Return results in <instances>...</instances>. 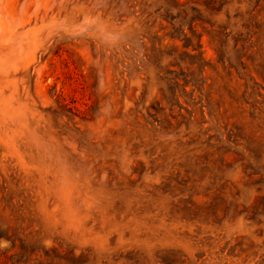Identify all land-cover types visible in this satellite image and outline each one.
I'll return each instance as SVG.
<instances>
[{"label": "rangeland", "instance_id": "374dc122", "mask_svg": "<svg viewBox=\"0 0 264 264\" xmlns=\"http://www.w3.org/2000/svg\"><path fill=\"white\" fill-rule=\"evenodd\" d=\"M0 264H264V0H0Z\"/></svg>", "mask_w": 264, "mask_h": 264}]
</instances>
